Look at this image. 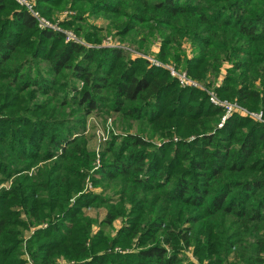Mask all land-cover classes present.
I'll use <instances>...</instances> for the list:
<instances>
[{"label":"trees","instance_id":"trees-1","mask_svg":"<svg viewBox=\"0 0 264 264\" xmlns=\"http://www.w3.org/2000/svg\"><path fill=\"white\" fill-rule=\"evenodd\" d=\"M34 2L48 19L72 12L61 26L92 46L0 0V264H192L189 250L206 264H264V124L233 115L218 127L205 93L96 46L104 32L139 50L157 42L162 62L207 87L222 77L216 95L264 120V0ZM90 113L129 129L96 168ZM87 179L103 192H84ZM100 208L101 221L86 213Z\"/></svg>","mask_w":264,"mask_h":264},{"label":"rangeland","instance_id":"rangeland-1","mask_svg":"<svg viewBox=\"0 0 264 264\" xmlns=\"http://www.w3.org/2000/svg\"><path fill=\"white\" fill-rule=\"evenodd\" d=\"M13 1L19 7L24 8V7L20 6L15 0H13ZM27 1L33 2L35 4L34 0H27ZM34 9L38 12V14L43 19H45L47 22H49L52 25H57L61 29V31L64 32L65 34H71V35L75 36L78 41H80L81 43H83L81 46H84L85 47V44L88 45L86 47H91L92 46V45L90 46L89 44H87L88 42L84 38H82L81 36H78L74 32L73 29L63 28L61 26V23L62 22L67 21V20L70 19L69 17L72 15V12L64 11V12H61V13H56L51 18L48 19V18L44 17L43 15H41V13L37 10L36 6H34ZM88 21L91 24H93V25H95L97 27L105 28V29L108 30V24L102 18H97V19H93V18L91 19V18H89ZM43 31H50V30H43ZM109 31H112V29H109ZM51 32H53V31H51ZM56 33H59V32H56ZM109 33L110 34H106V32H104L102 34V35H104V38H102L100 44L96 45L97 47H108L109 44H113V45H116L115 47H118L119 46V47L124 48L127 51V55H128L127 59H129V60H134L135 58H133L134 57L133 55H135V54L137 55L138 54V55L141 56V57H139V59H142L144 61H146L144 58H150V59H154L156 61H160L163 64L172 65L178 71H185V69H184V67H183L182 64H177V63H175L173 61L162 62L160 59H158L157 54L159 52V44L157 42L156 43H153L149 47L148 50H139L136 45L130 44V43L126 42L127 40L126 41H122V40L116 39V38L112 40L110 37H112L111 34H113V33H111V32H109ZM59 34H61V36H63V40L66 43H70V42H67L66 41L65 35H63L62 33H59ZM73 44L80 45L79 42H76V43H73ZM184 50H185V55L188 58L192 57V55H193L192 54V49H190L187 44H185ZM142 57H144V58H142ZM226 67H228V66H226ZM224 73H225V71L222 70V75L221 76H223ZM218 80L219 79H217L216 81H214L213 85H211V88H212L213 91H215V89L217 88L216 85H219L218 84L219 83ZM201 83H203V82H201ZM219 99H221V98H219ZM221 100H225V99H221ZM226 101H229V100H226ZM229 102H233V101H229ZM249 112L255 113L254 111H249ZM109 115H110V117L113 116L116 119H114V118L111 119L110 118L111 119V129L108 130L109 131L108 134H107V131L104 132V131H100L99 129L102 128L103 130H107V129H105V127H106L109 119L107 121H102L101 119H103V118H101V119L97 118L94 113H90L89 115H87L84 118L85 124H84V127H83V136H84V138L87 141L88 150L91 151V152H93V154L95 155L94 162H93V167H95V168L98 167L99 164H100V155H101V152L103 151V149H104V147L106 145L105 144V145L102 146V148L100 149L99 154L97 155V153L95 151L96 150V147H97V144H98L97 133H99V132L104 133L107 136V138H110L112 135H114L113 133H115V132L116 133H119L120 135H122V134H125L126 131H129V129H125V127L121 123H119V120H118L117 115H115L113 113H111ZM76 117H79V115H77ZM101 117H103V114H101ZM73 119H75V116L73 117ZM111 131H113V132H111ZM130 131L133 132V133H136L137 132V129H136L135 126H133L132 129H130ZM145 136H148V135H145ZM175 140H177V138H173V141H175ZM154 141H160V140L155 139ZM91 186H92V188L94 190H96L95 193L101 194L103 192L101 188H94L92 184H91ZM6 187H8V185L6 183H3V184L0 185V190L1 189H5ZM110 193L111 192H109V191L104 192V194H105L106 197H108ZM86 213H88V216L89 217H92V218L96 219L97 221H101L103 219V217L105 216V210L103 208H100V209H91V210L89 209V210L86 211ZM121 225H122V222L121 221H116V222L113 223V225H112L111 228H109V229L105 228V231L112 236V235H114V233L116 232V230H118L121 227ZM96 230H97V228L95 227L93 229V231L95 232ZM191 258H193V259H191ZM187 260L189 262H191L192 264H206V262H204V263L203 262H200L196 257H193L192 254H191V257H188L187 258ZM59 264H65V262H63L62 260H60L59 261Z\"/></svg>","mask_w":264,"mask_h":264},{"label":"built area","instance_id":"built-area-1","mask_svg":"<svg viewBox=\"0 0 264 264\" xmlns=\"http://www.w3.org/2000/svg\"><path fill=\"white\" fill-rule=\"evenodd\" d=\"M15 1L20 6L24 7L26 9V11L31 15V17L34 19L36 26L39 30H50L53 32H59V33H62L63 35H65L67 42H73V43L79 42L80 45L83 44L80 41H78L75 36H73L71 34H65L64 32L61 31V29L57 25H52L49 22H47L45 19H43L38 14V12L34 9L35 4L33 2H29L27 0H15ZM85 46H88V45L85 44ZM115 46L116 45L109 44L108 47H115ZM133 56H134L133 58L141 57L138 54L137 55L135 54ZM142 58H144V57H142ZM144 59L149 64V66L154 67V68H158V69L166 70L169 73L170 77L173 78L174 80H176V82L180 88H182V89H193V90H197V91H201V92L205 93L206 96L208 97L209 103L213 107L218 108V109L222 110V112H223V116L221 117V120H220L218 127H222L224 125L225 121L230 116H233V115H237V116L244 117V118H249V119H251L257 123L264 124L263 115L261 112H255V113L249 112L248 110H246L242 106H240L237 102H229L226 100L219 99L218 96L216 95L215 91H213L211 87H207L203 83L193 79L185 71L176 70L174 68V66H172V65L163 64L160 61H156V60L150 59V58H144ZM221 79H222V77L219 78L218 84H220ZM216 86L218 87L219 85H216ZM105 129H107V130H103L102 128H100L99 130L104 131V132L107 131V134H108L109 133L108 130L111 129V119H109ZM111 132H113V131H111ZM113 134L118 135L119 133L115 132ZM97 139H98V144H97L95 151L98 155L100 152V149L102 148L103 145H105L108 142L109 138H107V136L104 133L99 132V133H97ZM163 142L164 141H162V140L156 141L157 148L160 147ZM95 191L96 190H94L92 188L89 180L87 179L84 192L95 193ZM45 227H46V225L40 226V228H45ZM186 255L188 257H191V251L190 250L187 251ZM191 259H193V258H191ZM27 262L29 264H31V261L29 259H27Z\"/></svg>","mask_w":264,"mask_h":264}]
</instances>
